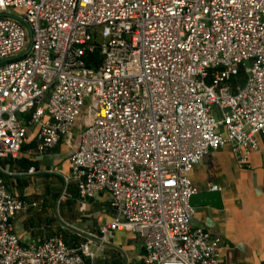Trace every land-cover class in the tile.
<instances>
[{
    "label": "built area",
    "instance_id": "1",
    "mask_svg": "<svg viewBox=\"0 0 264 264\" xmlns=\"http://www.w3.org/2000/svg\"><path fill=\"white\" fill-rule=\"evenodd\" d=\"M26 125L36 153L78 126L64 181L111 209L89 237L134 233L143 264H231L190 225L188 172L223 144L248 168L264 142V0H0V158ZM35 205L0 174V264H92L89 240L19 244L12 221Z\"/></svg>",
    "mask_w": 264,
    "mask_h": 264
},
{
    "label": "crops",
    "instance_id": "2",
    "mask_svg": "<svg viewBox=\"0 0 264 264\" xmlns=\"http://www.w3.org/2000/svg\"><path fill=\"white\" fill-rule=\"evenodd\" d=\"M35 131L34 125H26L17 156L0 158L6 189L36 203L12 221L19 244L34 245L53 235L70 246L89 240L92 264H143L141 242L134 233L113 231L102 241L88 236L110 219L111 209L106 191L80 200L74 183L64 181L78 126L72 128L68 140L61 139L42 153L34 150ZM256 140L260 151L249 154L248 168H238L229 146L223 144L203 155L188 172L195 193H218L214 202L192 205L189 222L217 238L218 255L226 263L264 264V142L260 135ZM210 184L218 189L209 190Z\"/></svg>",
    "mask_w": 264,
    "mask_h": 264
},
{
    "label": "water",
    "instance_id": "3",
    "mask_svg": "<svg viewBox=\"0 0 264 264\" xmlns=\"http://www.w3.org/2000/svg\"><path fill=\"white\" fill-rule=\"evenodd\" d=\"M218 193L216 191L198 192L189 197L190 205H196L199 202H214L217 199Z\"/></svg>",
    "mask_w": 264,
    "mask_h": 264
},
{
    "label": "rangeland",
    "instance_id": "4",
    "mask_svg": "<svg viewBox=\"0 0 264 264\" xmlns=\"http://www.w3.org/2000/svg\"><path fill=\"white\" fill-rule=\"evenodd\" d=\"M14 11H16V12H19V13H21L22 12V9H20V8H15V9H13ZM243 74H242V72L240 71V73L237 75V77H236V81H238L239 82V84H242V82H243ZM16 116H18V117H22V115H19V114H16Z\"/></svg>",
    "mask_w": 264,
    "mask_h": 264
},
{
    "label": "trees",
    "instance_id": "5",
    "mask_svg": "<svg viewBox=\"0 0 264 264\" xmlns=\"http://www.w3.org/2000/svg\"><path fill=\"white\" fill-rule=\"evenodd\" d=\"M93 57L95 56V54L92 55Z\"/></svg>",
    "mask_w": 264,
    "mask_h": 264
}]
</instances>
